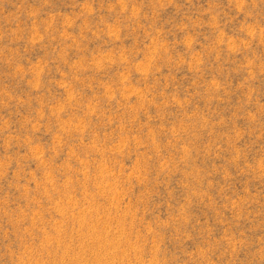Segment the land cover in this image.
Returning a JSON list of instances; mask_svg holds the SVG:
<instances>
[{"label":"rangeland","instance_id":"rangeland-1","mask_svg":"<svg viewBox=\"0 0 264 264\" xmlns=\"http://www.w3.org/2000/svg\"><path fill=\"white\" fill-rule=\"evenodd\" d=\"M0 264H264V0H0Z\"/></svg>","mask_w":264,"mask_h":264}]
</instances>
